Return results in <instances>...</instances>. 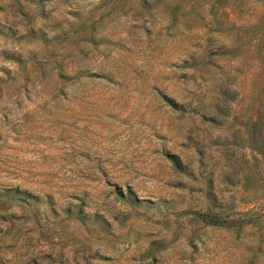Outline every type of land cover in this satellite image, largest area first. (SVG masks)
<instances>
[{"label":"rangeland","instance_id":"obj_1","mask_svg":"<svg viewBox=\"0 0 264 264\" xmlns=\"http://www.w3.org/2000/svg\"><path fill=\"white\" fill-rule=\"evenodd\" d=\"M233 1L237 26L264 18V0H0V193L38 199L0 200V264H264V202L242 206L224 126L194 113L258 64L208 25ZM209 180L259 226L192 221Z\"/></svg>","mask_w":264,"mask_h":264},{"label":"trees","instance_id":"obj_2","mask_svg":"<svg viewBox=\"0 0 264 264\" xmlns=\"http://www.w3.org/2000/svg\"><path fill=\"white\" fill-rule=\"evenodd\" d=\"M241 6L240 2L235 1L215 4L212 7L215 13L208 25L213 32L228 34L227 53L232 54L240 49L247 57L254 52L258 64L251 74V82L247 84L243 80L248 75L247 65L223 73L224 82L213 84L207 93H214L220 98L231 93L233 97L224 101L226 107L221 108L218 99L212 98L208 103L204 95L198 93L194 100V113L203 124L224 126L217 139L227 149L224 159L232 165L233 175L232 178L227 176V181L233 179L231 185L244 192L246 197L240 203L247 206L264 202V18L251 25L237 26L229 16ZM9 59L17 61L14 56ZM195 62V74L201 80L204 73L201 57L198 56ZM184 109V106H179V110ZM198 151L200 156L204 154L203 149ZM7 198L24 202L38 200L18 189H6L0 193V200ZM206 199L208 207L204 212L189 213L192 221L203 227L241 229L259 226L261 222L260 219L252 220L250 209L234 214L235 202H219L211 180L208 181ZM100 223L103 227L109 226L103 220Z\"/></svg>","mask_w":264,"mask_h":264}]
</instances>
